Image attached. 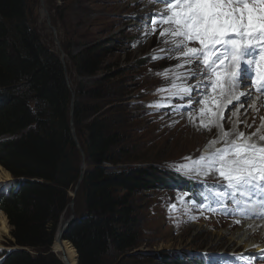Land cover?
Masks as SVG:
<instances>
[{
    "label": "trees",
    "instance_id": "16d2710c",
    "mask_svg": "<svg viewBox=\"0 0 264 264\" xmlns=\"http://www.w3.org/2000/svg\"><path fill=\"white\" fill-rule=\"evenodd\" d=\"M32 16L31 0H0V165L16 178L0 211L12 226V245L24 247L0 264H63L52 245L81 174L70 126L73 91L60 55L42 40ZM66 51L82 78L73 118L87 168L64 237L78 264H146L149 256L131 254L143 235L137 203L164 174L138 165L148 159L130 149L133 114L124 94L108 87L114 74L98 76L109 48L85 43L76 54Z\"/></svg>",
    "mask_w": 264,
    "mask_h": 264
},
{
    "label": "rangeland",
    "instance_id": "374dc122",
    "mask_svg": "<svg viewBox=\"0 0 264 264\" xmlns=\"http://www.w3.org/2000/svg\"><path fill=\"white\" fill-rule=\"evenodd\" d=\"M252 2L253 0H249V3ZM31 6L33 23L42 40L51 45L55 52L65 54L67 81L74 96L76 82L82 78L72 70V63L66 50L76 54L85 43H99L109 48L110 51L98 76L108 78L114 74L108 87L118 94H124L122 101L125 108H130L133 114L129 130L133 135L130 149L148 159L147 163L141 162L138 165L151 164L162 171H170L175 169L174 165L185 163V157L196 159L207 152L208 149H204V146L215 138L218 130L215 129L213 133L206 135L203 132L199 133L196 122L198 119L193 122V117L179 114L177 109L149 106L161 98L170 97L169 92L157 89L171 83L172 73L170 72L167 78L157 73L173 68L181 61L169 59L167 54L158 51L165 48L164 40L167 38L160 37L161 28L158 33L145 35L150 28H143L137 20L129 18L134 14L138 15L148 4L137 3L136 0H31ZM190 46L199 47L194 43ZM153 55H165V58L153 60L151 59ZM187 70L188 66L179 69ZM243 85L242 83L241 86ZM171 100L176 101L177 98ZM195 114L192 112V116ZM230 118L231 115H227L224 120L230 121ZM255 141L260 142L259 139ZM80 161L82 166V154ZM167 171L163 172L165 177L157 188L146 192L138 199L143 235L139 246L131 254L141 253L142 256H149V260L142 259L146 264L156 262L186 264L180 261L179 254L205 257L204 253L211 254L207 257L209 260L207 264H215V259L219 260L221 256L224 258L222 257L217 264H228L226 260L228 258L232 261L241 259L239 264H255L256 260L252 262L250 258H242L241 253L247 252L248 247L236 245V242L228 243L233 232L244 225L233 219L235 216L231 213L233 202L226 201L227 207H223V214L198 207L187 199L188 191L167 187L169 183ZM189 174L194 178L221 180L216 173L206 177L195 172ZM3 179L2 181L0 179V194L10 190L14 185V180L9 184V181ZM75 186L76 184L69 189V196L75 191ZM195 198L199 203L200 197L197 195ZM75 204L74 198V210ZM172 205L176 207L173 209ZM71 213L72 209L69 208L64 217ZM190 216L197 218L192 220ZM209 218L212 221L208 220ZM60 221L61 217L59 223ZM11 230L12 227L8 236H0L1 254V251L13 247ZM217 238L220 240L216 241ZM250 238L255 240L254 235ZM232 253L239 254L228 256Z\"/></svg>",
    "mask_w": 264,
    "mask_h": 264
},
{
    "label": "snow or ice",
    "instance_id": "6c2138e0",
    "mask_svg": "<svg viewBox=\"0 0 264 264\" xmlns=\"http://www.w3.org/2000/svg\"><path fill=\"white\" fill-rule=\"evenodd\" d=\"M136 2L144 3V0ZM147 4L165 7L142 11L129 18L137 20L141 27H150L145 35L155 34L159 26L160 37L167 38L166 47L158 51L167 54L169 59L181 61L157 73L166 78L172 73L171 83L157 91H167L171 98L180 100L188 97V104L180 105L186 108L191 107L195 91L197 102L202 105L198 112L200 126L207 130L215 126L221 132L219 139L210 141L208 147L224 142L220 148L202 153L196 159L185 157V163L174 165L181 175L216 173L225 181L209 187L207 195L199 193V203L195 198L197 194H192L191 202L210 211L216 210L213 205L227 207L228 200L238 206L236 211L241 214L256 204L264 210V143L253 140L264 128V120L255 132L247 136L239 132L231 140L228 138L237 126L232 125L230 131L223 129L225 108L241 97L250 98L249 93H236L241 83H251L254 91L264 94V0L252 3L249 0H147ZM193 43L199 47H191ZM163 58L165 55L151 57L153 60ZM185 66H188L187 71H179ZM166 99L161 98L149 106L171 107L170 100L164 102ZM188 115L192 118L191 111ZM259 141H264V135H259ZM259 214L264 215V211ZM196 218L190 216L192 220ZM203 255L207 258L211 254Z\"/></svg>",
    "mask_w": 264,
    "mask_h": 264
},
{
    "label": "bare ground",
    "instance_id": "6f19581e",
    "mask_svg": "<svg viewBox=\"0 0 264 264\" xmlns=\"http://www.w3.org/2000/svg\"><path fill=\"white\" fill-rule=\"evenodd\" d=\"M142 9H143L142 11L155 10V8L154 7L152 8L151 6H145ZM141 12L139 14H141ZM164 47H166V45H164ZM193 67L195 68L197 66L194 65ZM246 75H250V73H246ZM239 92L249 93L250 98L245 100L243 97H241L240 101L238 102L233 101V104L228 105L226 110L223 112L224 118L227 117V115H231L230 121L223 120V129L225 131H230L232 128V125L235 124L237 126L236 131L233 132L229 136L228 139L230 140L235 139L236 134L239 132H244L246 136L250 135L251 133L255 132L257 128L260 127L262 120H264V94L254 91L253 85L251 83H248L246 85H243L237 88L236 93H239ZM201 106L202 105H199L198 108L200 109ZM249 106H254V107H249ZM196 112H197V108H196ZM232 113H236V114L232 115ZM192 117L194 118V120H192L193 122H195V120L198 119L196 122L198 126L197 130H199V133L203 132V134L205 133V135L211 134L216 129L218 130V132L217 134L215 133L216 136L213 140L219 139L221 132L218 127L212 126L210 127V130H207L200 126V123H199L200 116L198 115V113H196ZM249 123H251L250 127H249ZM259 135H264V128L261 129V132ZM259 135L253 137V139L258 140ZM221 142L223 141H220V143ZM260 142H263V141H260ZM220 143H216L212 147H208L209 145L208 144L204 146V149H208V150L215 149ZM2 178L9 181V183L11 180H13L11 173L7 171L3 166L0 165L1 181H2ZM247 219L249 220L250 222L249 224H251V226L247 227L248 224L246 223H244V225L242 226H239V228H237V230L233 232L231 237H229L228 243L235 244L234 242H236V245L242 244L244 247H248V250L253 251V250L259 249L261 246H264V219L262 218L258 219V217H255L249 214H248ZM10 229L11 227H10L9 220L6 214L3 211H0V236H3V235L8 236L10 234ZM252 235L255 236L254 238L255 240H253V238L249 239V237H252ZM247 239L249 240L247 241ZM219 240L220 239L218 238L216 239V241H219ZM54 246H55V250L57 251L61 250V244H59V242H55ZM63 246L66 252V257H65V253H61V252H60L61 253L60 257L63 259V261L66 264H76L77 251L75 247L73 246V244H71L69 241H64Z\"/></svg>",
    "mask_w": 264,
    "mask_h": 264
},
{
    "label": "water",
    "instance_id": "95a60500",
    "mask_svg": "<svg viewBox=\"0 0 264 264\" xmlns=\"http://www.w3.org/2000/svg\"><path fill=\"white\" fill-rule=\"evenodd\" d=\"M53 30L55 28H52ZM64 54L62 53L61 54V60L62 62L64 63ZM66 71V69H65ZM66 78H67V71H66ZM74 102H75V96L74 94H72V102H71V108H70V113H71V119H70V126H71V132H72V135H73V140L77 146V148L81 151L83 157H84V151H83V148L78 140V137H77V134H76V131H75V126H74V118H73V112H74ZM85 162H83L82 164V167H81V174H80V178L75 186V191L74 192H71V197H72V200L71 202L69 203V206H67V208L65 209V211L63 212V214L61 215V221L60 223L58 224L57 226V229H56V233H55V241H54V244L52 246V251L54 253H56V255L58 256V258L62 261L63 264H66L63 259L60 257V254L61 253H65V257H66V252L64 250V246H63V243L64 241H69L67 239H65L64 235H65V232L67 231L68 227L73 223V221L76 219V213L74 211V198L76 196V193H77V190L79 189L80 187V183L81 181L83 180V177H84V172H85ZM84 168V169H83ZM14 179V178H13ZM16 180V179H14ZM71 208L72 209V213L68 216V217H64V214L65 212ZM12 227V226H11ZM12 240L13 237H12ZM55 242H59V244H61V250L57 251L55 250ZM70 242V241H69ZM71 243V242H70ZM72 244V243H71ZM18 248H24V247H19V246H16L14 248H12L11 250H16ZM61 252V253H60ZM76 264H78V253H77V261H76Z\"/></svg>",
    "mask_w": 264,
    "mask_h": 264
}]
</instances>
